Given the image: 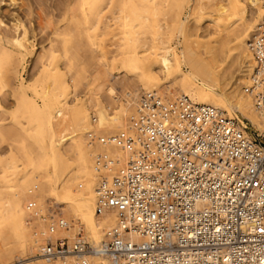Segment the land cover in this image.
<instances>
[{
    "label": "bare ground",
    "instance_id": "1",
    "mask_svg": "<svg viewBox=\"0 0 264 264\" xmlns=\"http://www.w3.org/2000/svg\"><path fill=\"white\" fill-rule=\"evenodd\" d=\"M20 1L0 0V74L7 73L9 76L10 73L17 80L13 91L14 100L16 109L24 119H14L9 124L17 121V125H8V128L4 124L6 111L2 113L7 105L4 109L1 105V114L4 115L0 117L1 120L3 118L4 125L0 128V138L5 134L6 137L23 133L24 137L40 136V141L42 137L45 142L42 141L44 146H41L43 143L38 140L41 149L38 151L37 148L34 153L30 151L29 144L27 148L28 146L21 142V145L24 143L29 149L31 156L36 155L37 151L41 153L40 156L34 155L37 157L34 158L23 151L24 147H19L24 155L23 162H19L23 164L22 167L18 162L13 164L14 156L10 160H14L13 162L4 161L5 169L4 165H1L3 167L0 170H3V173L0 177V264H79L81 261L83 264H115L116 257L101 255L98 252L106 232L118 226L116 208L110 207L98 212V187L101 181L99 174L103 172L105 178L111 179L117 169L128 162L132 152L111 141L102 143L99 137L124 132L137 138L138 118L140 113L145 111L142 105L144 99L154 98L160 103L170 104L180 101L184 96L195 103L210 105L222 115L236 118L238 129L248 140L256 133L263 132V109L257 102L256 94L264 67L255 54V46L264 38L261 26L264 23V0H134L132 8L129 7L139 19L138 23H142L144 27L151 26L153 21L150 22V15L153 16L159 7H166V11L169 9L172 12L169 24L160 23L156 28L160 31L159 34L152 36L147 42L144 40L146 37L142 39L143 36L141 38L138 34L124 32L117 39L119 32H111L116 23L129 21L125 13V10L129 9L125 0H61L55 5L47 0H22L25 4L21 7L26 6L19 9L23 10L22 13L15 9L20 7ZM184 11L186 14L183 17ZM188 17H193L194 22L206 19L211 22L208 25L211 28H205L200 23H188ZM42 23H65L62 24L64 30L60 25L54 27L53 32L58 35L54 37L60 40V43L64 37L65 40L70 37L81 40L84 36L87 44L82 40L88 46V57L91 55L93 61L95 57L98 64H103L101 68L105 70H99L104 72L113 69V65L112 61L103 55L104 51H98L101 49L99 38L105 32H111L110 37L119 40L114 44L116 54L125 58L118 63L127 61L129 70L134 75L132 80L146 91L139 95L136 91L138 87L125 90L121 103V94L115 91L112 83L107 81L109 78H106L101 81H104L107 94L117 102L115 109H110L109 105L95 96L96 101H90L94 106L91 111L87 108L91 104L86 105L83 98L69 101L68 94L75 83L69 80L71 85L73 84L70 90L67 81L69 78H64L61 71L65 68L64 75L66 71L74 70L76 64L79 68L82 61H75L78 49L70 52L66 47L63 48V41L62 49H58L57 45L55 48L56 40L52 42L51 38L50 43H54V46L47 44L49 46L41 50L39 65L36 63L37 58H33L39 66L38 72H34L30 78H25V63L32 55L34 38L37 35L39 37V33L43 31V27H38L41 31L36 33L37 26ZM68 23H78L82 24V28L85 27L82 29L80 25L74 26V29L82 30L76 29L75 33H68L69 31L65 30V26H69ZM68 29L71 31L70 26ZM171 29L175 31L176 38L172 44H167L164 37ZM80 34L82 37L78 39ZM54 37L52 36L53 39ZM54 55L62 59L63 65L59 67H64L60 68V72L59 68L55 67V62L53 65L49 60ZM5 59L6 63L2 67L1 63ZM233 62L236 67L230 70ZM34 67L36 68L35 65ZM66 73L68 76L70 72ZM108 73L111 74V71ZM106 75L103 73L102 77ZM71 77H74L73 73ZM41 78L44 79V85L38 89V81ZM76 81L78 84V80ZM13 85L10 83V86ZM0 90L2 91L1 88ZM27 90L31 91L32 95H29ZM3 95H6V92ZM1 97L4 99L7 95ZM1 97L0 101L3 100ZM35 97L40 98L41 102L37 103ZM89 97L92 99V96ZM234 114H239L251 128L246 127L239 117H232ZM2 124L0 122V126ZM15 145L21 146L19 143ZM141 145L136 141L137 150L142 148ZM11 146L10 150L15 149L16 153L17 148ZM42 147L45 150L40 152ZM150 149H154V145L150 146ZM22 155L21 158L18 155L20 160ZM15 156L17 157V154ZM101 157L111 160L114 169L108 170L98 164L97 160ZM207 157L208 160L211 159L210 163L215 162L212 171L220 177L225 176L227 170L241 160L232 158L227 153ZM156 158H160L159 154ZM208 160L196 157L201 169L207 168ZM18 181L19 184L16 183ZM47 201L51 205L46 210ZM198 205L207 206L206 203L200 202ZM31 210L35 213V229L26 221ZM127 237L131 241L143 239L133 232ZM65 241L68 248L76 243L86 242L91 250L83 254L56 251L57 243Z\"/></svg>",
    "mask_w": 264,
    "mask_h": 264
},
{
    "label": "built area",
    "instance_id": "2",
    "mask_svg": "<svg viewBox=\"0 0 264 264\" xmlns=\"http://www.w3.org/2000/svg\"><path fill=\"white\" fill-rule=\"evenodd\" d=\"M257 43L264 67V38ZM260 80L256 98L264 117V71ZM142 105L137 138L124 132L99 137L132 152L111 179L99 174L98 212L118 211V226L106 232L99 254L116 257L115 264H264V131L248 140L235 118L187 96ZM218 153L241 159L221 177L207 157ZM196 157L209 161L206 169ZM97 162L114 169L106 157ZM130 232L143 239L129 240ZM90 250L86 242L56 245L58 252Z\"/></svg>",
    "mask_w": 264,
    "mask_h": 264
},
{
    "label": "rangeland",
    "instance_id": "3",
    "mask_svg": "<svg viewBox=\"0 0 264 264\" xmlns=\"http://www.w3.org/2000/svg\"><path fill=\"white\" fill-rule=\"evenodd\" d=\"M22 1V0H21ZM21 1H20V3H21ZM50 4H52V5H55V4H58L61 0H47ZM126 1V6L129 8V9H131L132 8V6H133V3L135 2L134 0H133V2H132V0H125ZM23 2L24 1H22V3L19 5L20 7L18 8V7H15V9L16 10H18L19 12H23V10H19V9H24L26 6H24V7H21V6H23L24 4H23ZM26 2V1H25ZM52 2H54V3H52ZM129 6H131V8L129 7ZM125 10V13H126V15H127V17L129 18V21H127L126 23H119V24H117L116 23V26L115 25H113V26H115V28H114V30L112 29V31L111 32H115V33H117V32H119L118 33V36H117V39H119V35L121 36L124 32H126L127 34L130 32V33H132V35H135V34H138L139 36H141V38H142V36H143V38L142 39H144V37H146V39H144V40H146V42H147V40L149 41L150 39H151V37L152 36H156V35H158L159 34V32L160 31H157L156 30V28H157V26L160 24V23H167L168 22V24H169V19L171 20V10L169 11V9H168V11H166L167 9H166V7L163 9V8H161L160 9V7H159V9H158V11L152 16V15H150V22L151 21H153V22H151L152 24H151V26L149 25L148 27H144V26H142V23H138V21H139V19H137V17H136V14H133L132 13V10L133 9H131V10ZM171 12V13H170ZM186 14V11H184V14H182L183 15V17H184V15ZM191 16H193V15H191ZM189 17H190V15H189ZM188 17V20L190 19ZM53 18V17H52ZM196 20V19H195ZM190 22H188V23H200V24H202L205 28H211L210 26H208L209 25V23H211V22H209L208 20H206V19H200V21L199 20H196L195 22H194V19H193V17H191V19L189 20ZM155 22V23H154ZM62 24H65V23H51V24H45V23H42L41 24V26H37V28L39 27L40 29L43 27V31H41V30H39V28L37 29L36 28V33L38 34V32H40L39 34H41V35H39V37H38V35L34 38V40H33V52H32V55L31 56H29L28 57V60H29V62H28V60H27V62L25 63L26 64V66H27V71L23 74V76L25 77V78H30L31 77V75L33 76L34 75V72L35 73H37L38 72V65L40 64V62H39V60H40V58H42V56L40 55V53H42V49L43 48H45V47H48L49 45H52V43H50L51 41H50V38L52 39V42L54 41V40H56V41H54V43L56 42V44H55V46H54V43H53V45L52 46H54L55 48L58 46V49H62V47L61 46H63V43H62V41L65 43L64 44V46H63V48L64 47H66L70 52L72 51L73 52V50H77L78 49V56L77 57H75V61L77 62V63H79L78 61H82V62H80V64H79V68H78V64H76V62H75V64L77 65L76 67H75V69L74 70H76V71H74L73 69V71L72 70H70V71H66V72H70L69 74H68V76H66L67 75V73L65 72V74L63 75V71H64V69L65 68H63V67H59V66H62L63 65V62H61V58L59 57V56H57V55H54L53 57H51V58H49V60L51 61V63L54 65V63L53 62H55V67L59 70V72L61 71V69H62V76L64 77V78H69V79H67V81H68V85H69V89L72 87V85L74 84L75 86H73L72 87V90H71V92H69V94H68V98L67 99H69V101L71 100V102L72 101H74V99L76 100L77 98H83V100H86V105H90L91 104V102L93 103V101H96V99H99V100H103L104 101V103H106L107 105H109V107H110V109H115L116 108V105H117V102H115L114 100H112V97H110V95L109 94H107V92H106V90H105V88H104V85H103V83H104V81H101V80H104V79H106V78H109L107 81L114 87V89H115V91H117V92H119L118 94L120 95V102L122 103V100H123V95H124V93L126 92L125 90H128L129 91V89H131V90H133V88L134 89H136L138 86V84H137V82L135 81L134 82V80H132L133 79V77H134V75H133V73H132V71L131 70H129L130 69V66H129V63L126 61H124L123 63H118V61L119 60H125V58L124 57H122L121 55H119V54H116V50H115V46H114V44L115 43H117L119 40H114V37H110V35L112 34L111 32V34L110 33H104V34H102L101 36H100V38H99V40H100V45H99V49L100 50H98V51H104L103 52V55L106 57V58H108L109 60H111L112 62V65H113V69H110V71H111V74L110 73H108V72H110V71H108V72H104V71H102V70H105L104 68H101V65H103V64H98L97 63V60H95V57H94V61H93V59H91L92 57H91V55L88 57V55H89V50L87 51V49L86 48H88V46H86L85 44H87V42H86V39L84 40L83 39V37L81 36V34L78 36V39L79 38H81L82 37V39L85 41V44H84V42H83V40H82V42H81V40H77V39H72V37H70V36H68V37H70V39L69 38H67V39H69V40H65L66 39V37H62L61 36V38L60 39H62L63 38V40L61 41V43H60V40H57L56 39V37H58V35H56V34H54V32L53 31H55L54 30V27L55 26H57V27H60L61 26V28L64 30V26L62 25ZM69 24V26H70V29H71V31L68 29L69 28V26L67 25V26H65V30L68 32V33H71V32H74L76 29H77V31H79V30H82V29H84V27L82 28V24H74L73 25V23H68ZM60 25V26H59ZM81 26V28H76V29H74L75 27L74 26ZM79 26V27H80ZM207 26V27H206ZM68 27V28H67ZM61 29V30H62ZM50 31V32H49ZM52 31V32H51ZM52 33V34H51ZM75 33V32H74ZM48 35V36H47ZM54 37L55 35H56V37H54L55 39H53L52 38V36ZM112 36V35H111ZM38 37V38H37ZM46 37V38H45ZM37 38V39H36ZM49 38V39H48ZM116 38V37H115ZM150 38V39H149ZM175 31L174 30H169V32L166 34V36L164 37V39H165V41H167L166 43L167 44H172V42L175 40ZM42 39H43V42H42ZM49 40V43H47L48 42V40ZM66 42H65V41ZM38 41V42H37ZM114 41V42H113ZM41 43V44H40ZM40 44V45H39ZM47 44H49L48 46H47ZM57 45V46H56ZM42 47V48H41ZM38 50V51H37ZM75 50V51H76ZM40 51V52H39ZM88 52V53H87ZM105 53V54H104ZM37 54V55H36ZM87 54V55H86ZM100 54V53H99ZM36 55V56H35ZM101 55V54H100ZM57 56V57H56ZM85 56H87V57H85ZM91 57V58H90ZM33 60H31V59ZM33 58H37V60L36 59H33ZM87 58V59H86ZM88 58H89V60H88ZM44 59H46V57H44ZM90 59L92 60V62H94V63H92V62H90ZM100 59H101V56L99 57V61H100ZM34 60H36V63L38 64H35V61ZM55 60V61H54ZM78 60V61H77ZM32 61V62H31ZM98 61V62H99ZM39 62V63H38ZM101 62V61H100ZM6 63V59L1 63V66L3 67V65ZM28 63V64H27ZM32 64V65H31ZM57 64V65H56ZM60 64V65H59ZM93 64H95V65H93ZM34 65L36 66V68L34 67ZM33 66V67H32ZM98 66H99V68H98ZM103 67V66H102ZM235 67H236V64L233 62L232 63V65H231V68H230V70H234L235 69ZM34 70H33V69ZM61 68V69H60ZM76 68H78V69H76ZM96 68H97V70H96ZM102 69L101 71L99 70V69ZM36 69V70H35ZM31 71V72H29V71ZM100 71V72H99ZM30 74H29V73ZM73 73V75H74V77H71V75H72V73ZM95 72H98V74H96ZM106 73L107 75V77L105 76V77H102V74L103 73ZM130 72H131V74H130ZM28 73V74H27ZM102 73V74H101ZM7 73H3V74H0V78L2 79V82L0 83V88L2 89V91L0 90V92H1V94H0V97L1 96H6L7 95V97L6 98H2L1 97V99H3V100H1L0 102H3L2 104L0 103V116L1 117H3V115L4 114H1V108H2V106H3V109H4V107H6V105H7V108H5L4 109V111L2 112V113H4L5 111V116H6V118H4V120H6V122H4L3 121V118H2V120H1V117H0V122H1V124L4 122V124L8 127V125L9 126H12V127H14L15 125L14 124H16L17 125V121H16V123L15 122H13V124L12 125H10L9 123H12L11 121H14V119H16L17 120V118H21L22 117V115L20 114V112L16 109V104H15V100H14V94H13V91H14V89H15V87H16V84H17V80L14 78V77H12L11 76V74L9 73V76H10V78H12V79H10L9 78V76H7L6 75ZM96 74V75H95ZM108 74H110V75H108ZM28 75V76H27ZM98 75V76H97ZM132 76V78H131V76ZM94 76H96L97 77V79H100V80H98L97 81V79H96V77H95V79H94ZM102 78H101V77ZM112 76V77H111ZM111 77V78H110ZM71 78H73V79H71ZM74 79H76V80H78V84L76 83L77 81L76 80H74ZM15 80V81H14ZM69 80L73 83L72 85H71V83L69 82ZM75 82H74V81ZM96 80V81H95ZM7 83H6V82ZM8 81L11 83V85H13V86H10V83H8ZM41 81V82H40ZM100 81V82H99ZM13 82V83H12ZM39 82V84H38V86H37V88L39 89V88H41L43 85H44V83L42 84V82H44V79L43 78H41V80H39L38 81ZM106 82V81H105ZM97 83H99L98 85H97ZM124 83V84H123ZM125 83H127V84H125ZM4 86H3V85ZM8 84V85H7ZM77 84V85H76ZM124 85V87H123V85ZM127 85H129L128 87H126ZM103 86V87H102ZM123 87V88H122ZM121 88H122V90H121ZM125 88H128V89H125ZM130 90V91H131ZM9 91H10V94H9ZM121 91V92H120ZM137 92H138V94L139 95H141L144 91H146L145 89L143 90L142 88H140V86L138 87V90H136ZM143 91V92H142ZM5 94V92H6V95H3V93ZM29 95H32L31 94V91H29V90H27L26 91ZM91 92V93H90ZM8 93V94H7ZM71 93V94H70ZM123 93V94H122ZM87 95H89V96H92V99H91V97H89V96H87ZM94 96H95V98L96 99H94ZM9 97V98H8ZM10 98H12V99H10ZM5 99H6V101H5ZM90 99V100H89ZM8 100H10V101H8ZM35 100H36V102L37 103H40L41 102V100H40V98H38V97H35ZM89 100V101H88ZM93 100V101H92ZM11 101H13V102H11ZM91 101V102H90ZM7 102V103H6ZM120 102L118 103V104H120ZM13 103V104H12ZM3 104H5V105H3ZM2 105V106H1ZM92 105V104H91ZM87 106V108H89L88 110L89 111H91L92 110V108L94 107L93 105L92 106ZM232 117H239L240 119H241V117H240V115L239 114H234V115H232ZM23 118V117H22ZM24 119V118H23ZM236 119V118H235ZM22 120V119H21ZM3 121V122H2ZM8 121H10V122H8ZM18 121H19V119H18ZM23 121V120H22ZM8 122V123H7ZM241 122L243 123V124H245L246 125V127H248V128H251L250 127V125H248L246 122H245V120H243V119H241ZM4 124H2L1 126H0V128L4 125ZM17 127V126H16ZM9 128V127H8ZM2 129V128H1ZM255 131H256V129H255ZM112 132V131H111ZM5 133H3V135H4ZM22 135L21 137L20 136H15V135ZM14 136H6L5 137V135L2 137V138H0V168L1 167H3V166H1V165H4V168L3 169H5V162H6V160H8V161H10V160H12L11 158H12V156H14V160H15V162H13V161H10V162H13V164L15 163V165L17 164V162L19 163H22L23 162V158H24V155H22V152H21V150L22 149H20L21 147L23 148H25V150H24V148H23V151L24 152H26V153H28L29 155H30V153H29V149H30V151H32L33 153L36 151V149L38 148V151H39V149H41L40 147L41 146H44V142H45V140L41 137V141H40V139H39V137L40 136H37V135H35L34 137L31 135V137L29 136V137H24L23 136V133H16ZM0 135H1V133H0ZM9 135V134H8ZM2 136V135H1ZM36 137H38V139L36 138ZM38 140H39V142L40 143H43L41 146H39L38 145ZM42 141H44V142H42ZM21 142H24L25 143V146H28V144H29V146H30V148H29V146L27 147V148H29V149H27L25 146H24V143H23V145H21ZM17 143H19L21 146H18V147H15L16 145L15 144H17ZM27 144V145H26ZM12 145V146H11ZM15 145V146H14ZM10 146L11 147H13L14 146V148H17L16 150V153L14 152V150L13 149H11L10 150ZM20 147V148H19ZM43 149L42 150H40V152L41 151H43V150H45L44 149V147H42ZM36 152L37 154L35 155V156H40V154L41 153H39V152ZM32 153V154H33ZM43 153V152H42ZM15 154H17V157H18V155L20 156V158H21V155H22V159L20 160L19 159V157L17 158L16 156H15ZM24 154V153H23ZM34 155H32V156H34ZM31 156V155H30ZM31 156V157H32ZM34 156V158H37V157H35ZM20 160V161H19ZM5 161V162H4ZM19 163V164H20ZM19 164H18V166H19ZM23 166V164L21 165L20 164V167H22ZM2 169V168H1ZM0 177L2 176V173H3V170H2V172H1V170H0ZM0 179H2V178H0ZM20 181H21V179H20ZM17 184H19V181L18 182H16ZM8 196V195H7ZM50 205H51V203L50 202H45V209L47 210L48 208H50ZM34 217H35V213H34V211L33 210H31L30 211V213L27 215V217H26V221L27 222H29V225L33 228V229H35V222H34ZM47 222H48V220H47ZM46 222V223H47ZM67 238H69L68 236H66ZM14 260V259H13Z\"/></svg>",
    "mask_w": 264,
    "mask_h": 264
}]
</instances>
